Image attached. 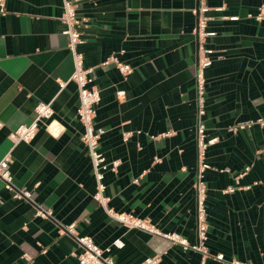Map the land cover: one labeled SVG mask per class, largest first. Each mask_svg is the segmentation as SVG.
<instances>
[{
	"label": "crops",
	"instance_id": "obj_1",
	"mask_svg": "<svg viewBox=\"0 0 264 264\" xmlns=\"http://www.w3.org/2000/svg\"><path fill=\"white\" fill-rule=\"evenodd\" d=\"M73 1L85 18L77 49L100 92L99 148L107 161H119L104 171L106 206L179 233L207 253L127 227L93 198L62 0H4L0 159L10 153L13 183L30 197H13L0 181V264H78L81 248L69 223L118 264L148 256L153 264H264V126L229 128L264 116V0H205V29L214 33L204 36L200 0ZM201 47L212 52L199 89ZM109 56L131 71L102 63ZM39 101L51 104L49 124L14 144L9 132L35 116ZM199 120L215 137L203 157L205 238L197 231ZM229 185L234 189L224 191ZM37 205L51 214H37Z\"/></svg>",
	"mask_w": 264,
	"mask_h": 264
},
{
	"label": "built area",
	"instance_id": "obj_2",
	"mask_svg": "<svg viewBox=\"0 0 264 264\" xmlns=\"http://www.w3.org/2000/svg\"><path fill=\"white\" fill-rule=\"evenodd\" d=\"M200 17L198 20L200 34L202 36L207 34H213L214 31L206 30V20L207 17L204 15V11L207 9L205 0H200ZM0 10L3 12L4 0H0ZM262 11L260 10L256 17H261ZM229 18H237V15H231ZM61 19L65 26L63 32L68 37L67 46L72 55L73 70L70 75L77 86L78 90V104L76 107V115L82 124L81 139L87 149L93 175L95 178L96 186L92 194L93 198L101 203L109 216L117 219L127 227H139L146 229L153 233H158L161 236L167 238L172 242L181 244L184 248H195L201 249L204 253H207L205 247L202 244H191L187 241L185 237L176 233L174 231L163 232L158 230L152 223L146 221L145 219L138 217L132 213L124 211H115L111 207L106 206L107 196L104 194L105 183L103 181L105 169L110 168L115 169L118 164V159H112L110 161L106 160L104 153L99 148V138L103 133L104 129L101 126H97L94 121L96 113V104L100 99V92L97 84L94 82V76L92 74V67L84 66L83 64V54L77 49V43L82 40L81 37V26L84 25V17H79L76 13V7L73 0H62V14ZM212 49L210 47H201L199 65L201 71L198 73V85L199 89L202 88L203 84V74L202 68L211 62L210 54ZM109 61H114L117 68L123 72L128 73L131 71L132 67L125 62L118 60L114 56H109L102 63H107ZM65 82L61 81V85ZM123 91L118 90L116 93L120 95ZM35 116L28 123H20L14 129L9 132V138L13 143L19 141H29L31 140L40 123L49 124L47 121L51 118L53 114V109L49 101H39L35 107ZM203 112L202 104L197 110V114ZM253 124H258L264 126V116H259L256 118H250L242 121H237L236 123L229 126L231 130H236L240 128L251 127ZM197 132V146H198V171L196 177V197H197V231L200 238H205L206 231V220H205V182L203 180V172L206 167L209 166L207 162L203 160L205 148L208 143L215 140V137H207L205 126L199 120L196 127ZM11 160L10 153L7 152L0 159V181L3 183L5 188L11 189L13 191V197L23 198L30 197L29 190L25 188H16L13 183V177L9 170V162ZM248 167H245L247 169ZM234 187L232 185L227 186L224 191H231ZM36 213L40 215H50L51 209L43 208L40 205L36 207ZM66 229L69 233L75 236L77 244L81 248L77 253L78 264H118L115 260L108 254L103 253V249L100 248L91 238L90 235L86 234H76L74 230V223H69L66 225ZM113 243L117 246L122 244L119 237L113 240ZM156 261V257L148 256L142 261L136 264H153ZM232 262L237 264H247L245 262H240L232 260Z\"/></svg>",
	"mask_w": 264,
	"mask_h": 264
}]
</instances>
